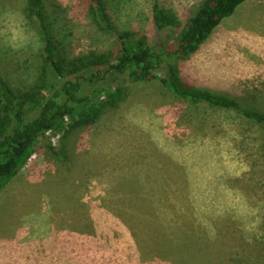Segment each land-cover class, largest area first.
<instances>
[{"label":"rangeland","instance_id":"rangeland-1","mask_svg":"<svg viewBox=\"0 0 264 264\" xmlns=\"http://www.w3.org/2000/svg\"><path fill=\"white\" fill-rule=\"evenodd\" d=\"M7 1L0 74L22 92L41 89L42 77L59 84L38 29ZM111 1L119 28L160 49L155 1L184 24L202 0ZM44 2L65 66L100 47L78 0ZM182 75L264 113V0H247L225 19ZM66 134L46 133L0 194V264H264V125L236 110L192 109L154 81L133 84L93 128ZM186 231L194 247L174 252L166 237L177 242Z\"/></svg>","mask_w":264,"mask_h":264},{"label":"trees","instance_id":"trees-1","mask_svg":"<svg viewBox=\"0 0 264 264\" xmlns=\"http://www.w3.org/2000/svg\"><path fill=\"white\" fill-rule=\"evenodd\" d=\"M246 1L202 0L184 24L174 10L155 1L153 22L161 34L160 49H156L146 35L117 26L113 18V1L78 0L100 47L74 57L65 66L44 0H16L28 22L38 29L41 56L61 81L49 85L42 77L41 89L22 92L0 74V194L35 155L46 133L65 131L69 139L75 132L93 128L107 112L117 111L129 99L133 84L156 81L192 109L236 110L264 125V113L247 110L231 94L204 89L188 82L182 75L184 62ZM7 2L0 3V15L7 9ZM173 29H179L176 36L163 35ZM90 68H96V71L89 79L80 74L72 77ZM109 77L121 79L113 86H99L92 90L86 86L99 84ZM38 107L39 111L34 114ZM48 148L57 150L52 144ZM190 233L186 231L177 242L168 235L166 241L173 243L174 252L188 250L194 247L190 240L195 235Z\"/></svg>","mask_w":264,"mask_h":264}]
</instances>
